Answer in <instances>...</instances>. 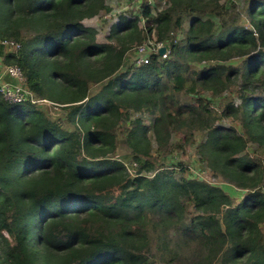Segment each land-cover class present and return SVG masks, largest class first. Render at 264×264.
Returning a JSON list of instances; mask_svg holds the SVG:
<instances>
[{"label":"trees","instance_id":"16d2710c","mask_svg":"<svg viewBox=\"0 0 264 264\" xmlns=\"http://www.w3.org/2000/svg\"><path fill=\"white\" fill-rule=\"evenodd\" d=\"M155 1L100 43L108 0H0V40L22 46L0 53L39 101L0 94V264H264V0ZM153 35L167 57L123 72ZM229 91L221 112L202 97ZM173 145L242 199L165 166Z\"/></svg>","mask_w":264,"mask_h":264},{"label":"rangeland","instance_id":"374dc122","mask_svg":"<svg viewBox=\"0 0 264 264\" xmlns=\"http://www.w3.org/2000/svg\"><path fill=\"white\" fill-rule=\"evenodd\" d=\"M142 2H143V0H108V4H109V7L111 8V12L110 13H104L101 16H99V17H97L91 21H88L87 22L88 26L95 28L98 31V41L100 43H105L107 41V35L109 33L111 25L114 22H117L119 17H121L123 14H126V13L131 12V11L137 13ZM149 3H150V6L152 7V11L154 14H156L158 10H160V9L162 10V8H164V6H165L163 1L157 2L155 0H150ZM152 38H153V41L150 43V48H148L146 45H144V46H145V48H148L152 52V54H155L154 52L157 48H154L153 46L156 44V47H158L159 44H162V43L158 42L155 35H153ZM180 38H181V36H180ZM16 43H18V42H16ZM18 46H19V48L22 47L20 44ZM164 47H166V46H164ZM137 48L129 51V53L127 54V57H126L127 59H126L125 65L123 67V70H124L123 72L126 71L125 69H127V67H130V66H132V64L135 63V56H136L135 54H138ZM145 54H147V53L145 52ZM166 56H167V54H166ZM166 56H164L162 59H165ZM235 63H238V61H235ZM136 65L138 67V63ZM209 65H211V63H206V64L192 63L190 65V66H192L190 72L191 73L195 72V71L199 72L204 67H207ZM3 66H5V65H3ZM2 71H3V68L0 69V72H2ZM188 87H189V85H188ZM179 96H180L181 100L183 101V103H190V102L195 103V101H196V97L194 95L189 96L188 94L181 93V94H179ZM202 97L207 102H209L212 107H214L216 110L221 112L220 105L223 102H225L226 98L232 97V91L226 92L220 97H214L211 93H204V94H202ZM48 104H52V103H48ZM48 108H49V111L53 117H59L62 114V109L59 106L48 105ZM135 118L136 119H143L145 124L147 126L151 127L152 120H151V118L147 117L146 115L135 114ZM176 138L177 139H183L184 134L179 133ZM122 140L123 139H122L121 135H119V140L117 141V145L119 146L118 153L116 154L117 158H120V146H121ZM248 155L252 156V157L253 156L254 157L255 156L260 157V154H259V151H258L256 145L250 146V149L248 150ZM175 156L177 157L179 162H183L185 164V167L189 169V172H190L189 174L192 175L194 178L196 177V178H199L200 180H204V181L210 182L212 184L222 186V187L226 188L229 192H232V195L234 196V198H236V200L239 199V196H240V195H238L240 193L239 190H237L236 188L226 184L223 179L215 178L213 172H211L207 168L203 167V165H201V163L199 162V159L196 155V150L194 147L190 146L184 150H180V149L175 148V145H173L166 152H164L162 154V157H161L162 163L165 166L173 165V162L176 161ZM130 170H133V169L130 168ZM6 236H8V235L6 234Z\"/></svg>","mask_w":264,"mask_h":264},{"label":"built area","instance_id":"2783aa9c","mask_svg":"<svg viewBox=\"0 0 264 264\" xmlns=\"http://www.w3.org/2000/svg\"><path fill=\"white\" fill-rule=\"evenodd\" d=\"M152 41H153V38L148 39L146 43L137 46L138 48L137 47L133 48V49L137 48L138 54H135L136 55L135 64L138 63V67L148 63L151 56L153 55L152 52L148 49L150 48V43ZM0 43L2 44V46H6L11 53H16L20 49L18 46L19 44L13 40H2L0 41ZM144 45H146L148 48H145ZM153 47L157 48L154 52L156 54L157 51L160 52V49L163 48L164 45L162 43V44H159L158 47H156V44H155ZM145 52L147 54H145ZM168 53L169 52L167 50L166 54L168 55ZM166 54L163 55L162 57L166 56ZM1 68H3V71L1 72L3 74L0 75V94L7 101H9L10 103H14V104H22L27 101H32L33 103H39V101H36L34 99V95L30 92V89L28 88V85L26 82V77L24 76L19 66H9V67L1 66ZM6 75L14 78L16 83L12 84V83L7 82L4 79V76Z\"/></svg>","mask_w":264,"mask_h":264},{"label":"crops","instance_id":"0c3cea01","mask_svg":"<svg viewBox=\"0 0 264 264\" xmlns=\"http://www.w3.org/2000/svg\"><path fill=\"white\" fill-rule=\"evenodd\" d=\"M0 41H2V40H0ZM0 51H2V53L4 52V54L11 53V52L9 51V49H8L6 46H2L1 43H0ZM3 65H5V66H7V67H9V66H16V65H7V64L4 62L3 55L0 53V69H1V66H3ZM2 74H3V73L0 72V75H2ZM4 79H5L7 82H9V83H12V84H15V83H16L15 79L12 78V77H10V76H8V75L4 76ZM238 195H240L238 200H241L242 197H243V194H242V193H239Z\"/></svg>","mask_w":264,"mask_h":264},{"label":"water","instance_id":"95a60500","mask_svg":"<svg viewBox=\"0 0 264 264\" xmlns=\"http://www.w3.org/2000/svg\"><path fill=\"white\" fill-rule=\"evenodd\" d=\"M166 52H167V48L166 47H163V48H161L160 49V55H165L166 54Z\"/></svg>","mask_w":264,"mask_h":264}]
</instances>
